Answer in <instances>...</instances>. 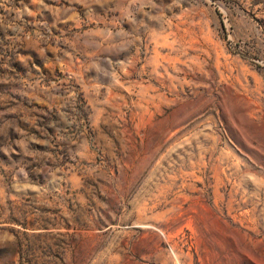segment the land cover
Instances as JSON below:
<instances>
[{
  "label": "rangeland",
  "instance_id": "rangeland-1",
  "mask_svg": "<svg viewBox=\"0 0 264 264\" xmlns=\"http://www.w3.org/2000/svg\"><path fill=\"white\" fill-rule=\"evenodd\" d=\"M0 264H264V0H0Z\"/></svg>",
  "mask_w": 264,
  "mask_h": 264
}]
</instances>
